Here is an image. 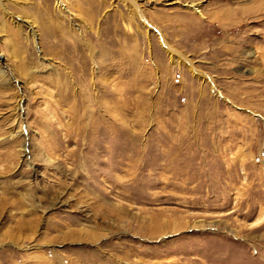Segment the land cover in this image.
Masks as SVG:
<instances>
[{
  "label": "rangeland",
  "instance_id": "rangeland-1",
  "mask_svg": "<svg viewBox=\"0 0 264 264\" xmlns=\"http://www.w3.org/2000/svg\"><path fill=\"white\" fill-rule=\"evenodd\" d=\"M134 1L0 0V264H264V0Z\"/></svg>",
  "mask_w": 264,
  "mask_h": 264
},
{
  "label": "bare ground",
  "instance_id": "bare-ground-1",
  "mask_svg": "<svg viewBox=\"0 0 264 264\" xmlns=\"http://www.w3.org/2000/svg\"><path fill=\"white\" fill-rule=\"evenodd\" d=\"M93 3H95V4H97L98 5V3H102L104 0H91ZM132 2H133V4H135V6H136V8H137V11H138V15L140 16V18H141V20L142 21H145L146 23H147V20H146V18H145V16H144V14L142 13V11H140L139 9H138V5L136 4V1H134V0H131ZM196 4L197 3H193V4H190V5H188V6H190V7H192L193 8V10H195V12H197L198 13V15H199V17L198 18H201V19H203V18H205L201 13H200V10L197 8V6H196ZM97 7V6H96ZM229 11L230 12H236V11H239V9L238 8H236V9H233V10H226V13L228 12L229 13ZM225 13V12H224ZM149 24V23H148ZM147 24V25H148ZM162 44H164L165 46H166V48H167V50H169L172 54H174V50L171 48V46L166 42V40L164 39V37H162ZM89 50H90V48H89ZM179 52L177 51V53L176 54H178ZM180 58H182V61L183 62H185V61H187L189 64V68L192 70V71H194V72H196V68H195V66L193 65V63L188 59V58H186V57H183V56H180V54L178 55ZM199 72V71H198Z\"/></svg>",
  "mask_w": 264,
  "mask_h": 264
}]
</instances>
